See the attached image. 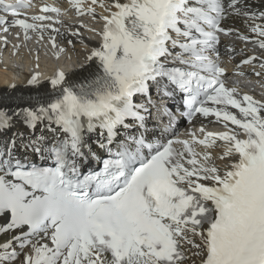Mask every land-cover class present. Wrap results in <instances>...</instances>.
I'll use <instances>...</instances> for the list:
<instances>
[{"label":"snow or ice","instance_id":"snow-or-ice-1","mask_svg":"<svg viewBox=\"0 0 264 264\" xmlns=\"http://www.w3.org/2000/svg\"><path fill=\"white\" fill-rule=\"evenodd\" d=\"M68 3L78 15L95 17L97 4L109 13L100 16L101 42L87 57L96 68L80 84L55 73L49 78L54 97L14 114L33 131L46 121L47 130L63 138L45 148L41 136L25 149L41 158L50 154L53 167L23 162L14 155V140L0 148V237L10 236L0 239V264L16 260L13 243L29 249L23 264H184L185 244L200 249L202 264H264V102L226 87L219 79L225 70L209 58L216 33L231 31L221 21L233 14L246 18L253 42L264 49V23L257 22L264 12L249 13L243 0ZM25 7V0H0V12L10 18L0 15V29L19 27L30 39L29 30L50 27L47 13L61 15L45 5L29 23L21 18ZM50 42L55 48L54 38ZM154 88L165 97L183 94L188 116L215 117L227 131L200 128L202 139L189 133L190 139L146 142L141 130ZM11 127L0 110V133ZM97 131L109 158L101 170L83 175L86 136ZM217 141L227 144L220 159L236 157L226 171L210 163L208 151H197ZM190 234L202 244H193Z\"/></svg>","mask_w":264,"mask_h":264},{"label":"bare ground","instance_id":"bare-ground-1","mask_svg":"<svg viewBox=\"0 0 264 264\" xmlns=\"http://www.w3.org/2000/svg\"><path fill=\"white\" fill-rule=\"evenodd\" d=\"M60 5L67 9V14L57 16L56 13L46 14L52 17V20L46 23L50 24L43 33L28 31L30 39H25L24 31L22 29L14 30L19 27H12L9 32L0 33V110H3L7 115L11 117L12 127L9 131L0 133V148L7 147L11 140L15 141L14 155H18L20 151L25 150L29 141H34L38 137L43 136L46 141L58 139L59 133L57 131L47 130V122L40 124L34 131L27 126L21 124L15 113H19L18 108L22 106H41L42 102L47 104L52 96L55 95V91L52 89L50 79L58 69L64 66L66 71V81L69 84H80L86 82L85 79L90 78V73L96 68L95 61H88L87 57L91 54V51L97 48L101 42V39L96 33L100 32L103 28V20L100 19L101 15H108L103 8L97 4L95 7V17L85 13L84 15H78L69 3L68 0L59 1ZM105 4H110L111 0H104ZM244 8L249 13L264 12V0H243ZM43 2L36 0V9L33 15H40V6ZM85 8L88 4L84 5ZM30 17L25 18L29 23ZM59 20L60 23H55ZM258 23H264V20H258ZM222 26L228 28L230 33L224 35L221 38L222 56L224 62H230L234 57L241 58V55L248 53L250 48H254L260 54V62L264 65V49L259 48L257 43L253 41L256 39V35L252 33L250 24L246 23V18L243 16L229 15L223 20ZM58 29V31H53ZM90 29L92 31H90ZM77 33V35H73ZM19 35V38L15 37ZM238 36H247V40L239 39ZM54 38L56 47H52L50 39ZM71 41V43H69ZM39 47L41 54L35 55L32 51ZM36 59H40L36 62ZM41 61V62H40ZM15 62L21 63V69H17ZM39 64L45 71V77L38 79L36 83H30L35 76L34 71L31 69V65ZM260 71L261 76H254L253 74ZM243 75H248L250 79L240 78ZM232 80L238 79V85L242 89L253 90L255 84L250 81L253 80L257 84L264 85V67L258 68L257 65L243 67L240 69H233L230 76ZM241 96V91L238 92ZM255 93V92H254ZM256 94V93H255ZM209 125H214L224 130L221 125L209 122ZM52 128H56L52 125ZM150 130L157 133L159 128L154 124L148 126ZM207 132V131H206ZM224 132V131H223ZM201 137L202 134L200 135ZM97 138V134L94 135ZM187 139H190L187 136ZM86 140L88 142L89 150L92 147L90 134H87ZM45 143L44 145H46ZM43 145V146H44ZM227 148V144L223 141H217V145L211 149H203L201 146H197V151H208L212 156L214 165L221 171H226L229 166L235 162L236 157L220 159L224 155ZM13 232L11 235H17ZM193 244H202L199 236L189 235ZM0 239L7 241L10 239L9 235H4ZM43 242H48L46 239ZM17 251V258L14 261H9L7 264H23L26 254H30L29 249H22L19 243H13L9 251ZM184 252L186 260L184 264H201V255H197L200 252L199 248L193 247L191 244L184 245Z\"/></svg>","mask_w":264,"mask_h":264},{"label":"rangeland","instance_id":"rangeland-1","mask_svg":"<svg viewBox=\"0 0 264 264\" xmlns=\"http://www.w3.org/2000/svg\"><path fill=\"white\" fill-rule=\"evenodd\" d=\"M17 253V252H16Z\"/></svg>","mask_w":264,"mask_h":264}]
</instances>
